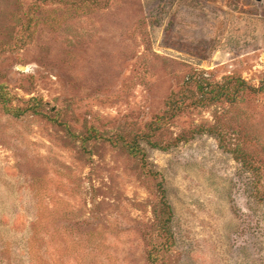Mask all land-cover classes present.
<instances>
[{
	"label": "rangeland",
	"instance_id": "1",
	"mask_svg": "<svg viewBox=\"0 0 264 264\" xmlns=\"http://www.w3.org/2000/svg\"><path fill=\"white\" fill-rule=\"evenodd\" d=\"M263 74L264 0H0V264H264Z\"/></svg>",
	"mask_w": 264,
	"mask_h": 264
},
{
	"label": "trees",
	"instance_id": "2",
	"mask_svg": "<svg viewBox=\"0 0 264 264\" xmlns=\"http://www.w3.org/2000/svg\"><path fill=\"white\" fill-rule=\"evenodd\" d=\"M231 81H226L222 84L214 85L209 89V85L202 84L201 81H197V89L201 92L200 97L196 101V106L198 105H204L205 101L207 103H214V102H219L221 100H225L226 102L229 103H234L237 99V95L241 91H249V92H255V93H261L264 91V74L263 78L259 83V86L257 87H252L247 85L244 81L237 79L235 81V90H230L229 85ZM205 94H209L210 96L206 97ZM11 96L10 94L6 91L5 87L3 85H0V104L2 105L3 109L5 112L11 114L15 118H19L23 116L25 113L28 111H31L32 113L36 114L39 113L37 109L40 106L39 100L35 98H31L27 101L28 105L26 108L21 109V108H12L8 107V103L10 102ZM32 103V104H31ZM126 151L128 152L129 155L133 157H138L141 160H143V154L140 149V146L135 142L132 144H126L125 146ZM158 203L160 207V218L158 222V227L163 236L167 239V246L169 245V240L172 238V234L170 231V223L172 220V210L171 206L168 203L166 197H165V191L162 187L161 184L158 186ZM172 241V239H171ZM165 246V244H164ZM163 246V247H164ZM166 247V246H165ZM152 262L155 261V258L151 260Z\"/></svg>",
	"mask_w": 264,
	"mask_h": 264
},
{
	"label": "water",
	"instance_id": "3",
	"mask_svg": "<svg viewBox=\"0 0 264 264\" xmlns=\"http://www.w3.org/2000/svg\"><path fill=\"white\" fill-rule=\"evenodd\" d=\"M255 1H260V0H255Z\"/></svg>",
	"mask_w": 264,
	"mask_h": 264
}]
</instances>
